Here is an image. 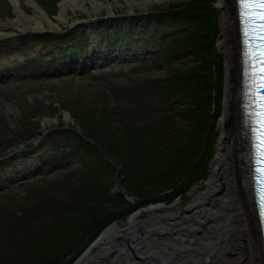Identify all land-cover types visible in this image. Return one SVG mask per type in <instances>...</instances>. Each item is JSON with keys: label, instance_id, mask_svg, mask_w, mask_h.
Segmentation results:
<instances>
[{"label": "trees", "instance_id": "16d2710c", "mask_svg": "<svg viewBox=\"0 0 264 264\" xmlns=\"http://www.w3.org/2000/svg\"><path fill=\"white\" fill-rule=\"evenodd\" d=\"M211 1L214 2L180 1L156 8L158 11L149 16L127 21V32L139 29L148 34L154 31L153 27L164 32L160 37L161 51L148 59L147 67L165 66V74L110 87L115 128L110 121L103 133L96 126L79 121L81 133H77L70 129V124H58L67 128L55 136L56 144L80 150L82 158L76 167L61 169L55 179L35 181L24 191L27 194V190H33L36 194L27 205L31 209L23 211L28 218L18 222V230L24 236L13 245L28 247L30 264H69L112 220L114 208L108 206L118 195L111 197L109 188L111 176L117 171H121L126 186H132L138 195L145 194L141 190L159 191V195L147 194L150 196L130 204L127 212L149 201L170 198L174 194L160 193L172 188L179 192L186 184L205 177L217 135L212 122L218 111L212 107L210 84L221 75V65L220 75L211 72V63L217 56L214 44L219 28L218 12ZM119 34L116 26L106 30L108 41ZM179 58L192 63L181 68L173 66ZM219 91L220 88L215 95L218 108ZM26 122L17 132L23 138L0 154L13 151L19 143L31 147V138L45 129H38L29 117ZM106 127L109 129L105 130ZM6 134L1 127L0 136L5 138ZM12 200L17 201V197ZM119 201H125L123 196ZM22 204L17 201L14 205L20 208ZM87 204L92 213L96 209L90 205L100 204L104 208L84 219ZM0 241L8 242L3 236Z\"/></svg>", "mask_w": 264, "mask_h": 264}, {"label": "rangeland", "instance_id": "374dc122", "mask_svg": "<svg viewBox=\"0 0 264 264\" xmlns=\"http://www.w3.org/2000/svg\"><path fill=\"white\" fill-rule=\"evenodd\" d=\"M61 1L0 0V25H10L11 23H15L16 20H29L35 15V12L45 14L44 27L37 30L35 34H30L28 29H22L23 26L16 27L14 30L1 31L6 32L0 36V128L4 127L5 131L12 128L17 129L19 126L27 123L26 119L28 117L29 121L36 125L38 129L58 124L77 126L79 121L96 126L103 133L104 126L110 121L112 122L111 125L115 128L117 121L112 114L109 102L113 101L110 87L131 82L133 79L159 77L165 74V66L151 70L133 69L134 64L144 57L145 51L154 49L152 42H146L147 37L152 35L145 37L138 36L131 40H126L122 45L118 43L113 44L109 47L110 50H106L101 45L100 50L105 51V53L113 52V56L109 60H98V64L81 71L57 73L45 69V66L52 69L58 64L55 57H52V60L49 62L29 61L28 59H33V55L39 54L38 50L40 47H46L49 51L55 49L56 45L54 42L58 40L64 41L70 38L71 42L78 40H83L84 42L91 41L92 46H94L103 37L102 35L92 37L91 34L105 22L118 23V19L126 15L138 12L142 13L156 8L162 9L169 5L180 3V1L187 2L189 0H76L78 7L75 9L68 5L65 11L61 8ZM210 3H212L214 11H216L215 1H211ZM61 13L65 19H59ZM216 15L220 22L219 13ZM85 29L86 33H84ZM75 35L78 36L76 37ZM220 36H222V32L219 25V28L216 29V42L214 44L217 56L211 63V72L220 75L221 65V75L218 78H214L210 84L212 107L215 111H218V114L223 111L224 100L223 96L221 97L220 95V105L218 108L216 106L215 95L219 88L223 94L222 89L225 86L223 55L218 51L216 46ZM4 39H6V42ZM43 39L49 41L45 44L42 41ZM67 45L63 44L61 47ZM119 47L126 48V50L117 51ZM87 52L86 50L85 53ZM219 52L222 59L218 55ZM117 53L121 54L122 59H114ZM126 53L127 59L123 60ZM191 63V61L187 62L185 59L179 58L172 65L181 68L187 67ZM218 114L215 115L212 122L214 129L217 131L216 139L213 142L214 150L220 134L217 127ZM106 129L109 128L106 127ZM49 135L42 139L41 146H45V140L49 138ZM44 151H33L24 159H13L14 161L9 166L0 171V194L9 192V194L0 197V219L4 217L3 220H0V231L6 235L16 237V241L24 236V234L15 229V222L23 217L25 219L28 218L23 211L24 209H31L27 205H29L32 198H35L36 194V191L33 190H27L26 194L24 192L25 186H23L22 182L37 180L41 176H43L42 178L52 180L56 174L60 173L50 168L52 162H68L74 166L80 158V154L78 153L72 156L60 157V152H57L55 159L51 157L50 163L41 165L39 156ZM47 151L48 153L52 151L51 147H48ZM212 154L214 156L216 153L214 154L213 152ZM213 156L207 162V174L203 179L186 184L179 192H174L172 188L160 193V196L167 194L174 195L160 201V203L153 202L155 207L154 212L174 211L178 206L188 205L200 193L205 192L207 190L208 174L213 166ZM38 168L40 169L38 170ZM35 171H38L39 175H34ZM196 173L197 175L199 174V172ZM123 178L121 171L115 172L111 176L112 181L109 188L111 197L118 196L111 201V206H108L109 208H114V217L108 222V225L114 223L117 227H124L129 224L130 215L127 210L130 204H136L142 201L145 196H150L147 194L156 192L150 190L146 193L144 190H141L140 192L145 194L138 195L132 186H126V181ZM154 194L159 195V191ZM14 196L17 197L18 202L23 203V207H20L19 210L14 205L17 201L12 200ZM120 196H123L124 202L119 201ZM3 197H8V202H5V198ZM88 204L85 207L84 219H90L92 214L95 215L103 211L101 208H104V206L100 207V204H94L90 205V207L96 209L92 213L88 211ZM145 204H141L140 207H145ZM11 205L12 207H9ZM134 211H131V214ZM6 249L8 251L5 254L9 257V260L5 258L0 261L1 264L26 262L30 264L31 260L28 251L20 248L13 250L11 247Z\"/></svg>", "mask_w": 264, "mask_h": 264}, {"label": "bare ground", "instance_id": "6f19581e", "mask_svg": "<svg viewBox=\"0 0 264 264\" xmlns=\"http://www.w3.org/2000/svg\"><path fill=\"white\" fill-rule=\"evenodd\" d=\"M214 1L220 16L222 36L217 49L223 55L225 86L223 94L219 91L224 100L223 111L217 120L220 134L212 159L213 166L208 174L207 190L188 205L178 206L174 211L158 213L152 206L149 212L154 214L150 229L153 245L149 250L132 247L121 254L112 250L111 254L118 257L114 264H264L255 213L250 194L242 185L238 157L242 139L237 96L240 58L236 9L233 0ZM60 5L64 11L68 5L75 9L78 7L76 0H62ZM44 18V13L35 12L29 20L2 24L0 35L6 33L1 31L22 26V29H42ZM59 19H65L62 13ZM140 212L135 211L131 215L128 226L136 232L140 231ZM100 231L94 241L96 244L74 264H97L92 258L87 260L93 248H98L104 241H112V237L120 234L110 225L105 231ZM135 259L139 263L133 262Z\"/></svg>", "mask_w": 264, "mask_h": 264}, {"label": "snow or ice", "instance_id": "6c2138e0", "mask_svg": "<svg viewBox=\"0 0 264 264\" xmlns=\"http://www.w3.org/2000/svg\"><path fill=\"white\" fill-rule=\"evenodd\" d=\"M239 15L243 26L244 43L248 46L245 53L247 60L250 63L249 69L254 79L249 83H253L256 87L254 93L256 99L253 103L258 111L255 113V123L258 127L253 128L255 133L254 145L256 156L257 175V194L260 196L261 207L264 210V0H238ZM251 36V43L249 37Z\"/></svg>", "mask_w": 264, "mask_h": 264}, {"label": "water", "instance_id": "95a60500", "mask_svg": "<svg viewBox=\"0 0 264 264\" xmlns=\"http://www.w3.org/2000/svg\"><path fill=\"white\" fill-rule=\"evenodd\" d=\"M148 209H150V207H148ZM139 210H145V209H137L136 212H138ZM146 214H150V216L153 220V217H154L153 213L146 212ZM131 215H130V217H131ZM141 225H142L141 220H139L138 229H141L140 228ZM110 226H113L116 230H118L120 232V234L116 235L115 237H112V239H113L112 241L109 239H108L109 241H105L106 245H104V242H103L102 246L100 248H98L94 252V254L90 256V258H87V260L88 259L91 260V258H92L93 260H95V262L97 264H104V259H105V261L106 260L108 261V258L104 257V251H105L106 255L112 256L113 259H116V256L111 254L112 250L117 249V250H115L117 254L127 252L132 247H137V249H140V250H149L150 245H153V243H154V238L152 237L151 232H150L151 227H150V229L149 228L146 229V231H141L142 230L141 229L140 231L136 232L135 229L131 230L128 227L129 225H127L125 227H117V226H115L114 223H111ZM105 229H104V231H105ZM144 240H145V242H143ZM94 241L87 247V249L80 255V257L77 258L72 264L76 263L85 253H88L90 251L91 247L96 244V242H94ZM132 241H133V243L131 244ZM124 242H128L129 247H126V245H124ZM113 261H115V260H113ZM133 262L139 263L138 261H133Z\"/></svg>", "mask_w": 264, "mask_h": 264}]
</instances>
